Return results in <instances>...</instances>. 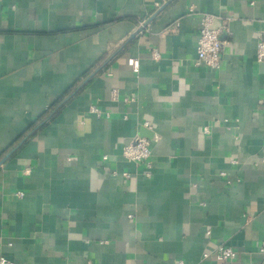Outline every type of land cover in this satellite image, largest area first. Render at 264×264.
Listing matches in <instances>:
<instances>
[{"label":"crops","instance_id":"crops-1","mask_svg":"<svg viewBox=\"0 0 264 264\" xmlns=\"http://www.w3.org/2000/svg\"><path fill=\"white\" fill-rule=\"evenodd\" d=\"M169 1L0 0V257L264 264V0ZM202 14L217 71L194 65ZM141 130L150 169L122 158Z\"/></svg>","mask_w":264,"mask_h":264},{"label":"built area","instance_id":"built-area-1","mask_svg":"<svg viewBox=\"0 0 264 264\" xmlns=\"http://www.w3.org/2000/svg\"><path fill=\"white\" fill-rule=\"evenodd\" d=\"M165 0H159V2H164ZM159 3L156 4L158 7ZM250 5H254V0H250ZM215 17L209 14H202L199 24V38L196 46V60L195 67L204 66L209 71H217L220 68V55L223 49L224 42L219 39L221 29L214 27ZM261 28L257 34L256 42V60L258 62L264 63V20L260 22ZM154 59L157 58L156 53H152ZM128 66L133 73H137L139 69L138 61L135 59L128 60ZM111 100L117 101L119 98L118 91L112 90L110 94ZM123 103L127 104L132 102L133 99L124 98ZM264 106V103H263ZM89 111L96 115L101 116V113L95 107H91ZM142 127L149 128L147 123H144ZM122 158L136 165L144 164L147 169H150L149 159L151 157V142L145 138L135 137L133 141L128 143L122 148ZM103 161H107V157L103 156ZM28 173V171H26ZM112 175L116 173L112 172ZM147 177L149 174H146ZM123 178H130L129 173H123ZM16 196L21 199L23 194L21 192L17 193ZM260 254L264 255V242L258 248ZM214 260L217 263H229L236 259V253L227 246H219L214 251ZM0 264H13L11 261L0 257Z\"/></svg>","mask_w":264,"mask_h":264},{"label":"water","instance_id":"water-1","mask_svg":"<svg viewBox=\"0 0 264 264\" xmlns=\"http://www.w3.org/2000/svg\"><path fill=\"white\" fill-rule=\"evenodd\" d=\"M172 0H170L169 2H171ZM168 2V3H169ZM167 3V4H168ZM166 4V5H167ZM165 5V6H166ZM164 6V7H165ZM163 9V8H162ZM162 9H160L156 14H154V16H152L150 19H148L147 21H145L144 23H143V25L136 31V34L135 35H132L131 37H130V39H133L136 35H138L140 32H142L143 31V29H145L149 24H150V22L152 21V19L162 10ZM138 137H140V138H144V137H147V135H146V133H145V131L144 130H141V133L138 135ZM149 138V137H148ZM9 158V155H7L6 157H4L3 159H1L0 160V167L4 164V162L7 160Z\"/></svg>","mask_w":264,"mask_h":264},{"label":"trees","instance_id":"trees-1","mask_svg":"<svg viewBox=\"0 0 264 264\" xmlns=\"http://www.w3.org/2000/svg\"><path fill=\"white\" fill-rule=\"evenodd\" d=\"M60 102L59 101L56 105H54L52 108H50V114L47 112L48 115H46V118H45V122H43L44 124H46V122H49L55 115L56 113L59 111V109L61 108L60 107Z\"/></svg>","mask_w":264,"mask_h":264}]
</instances>
